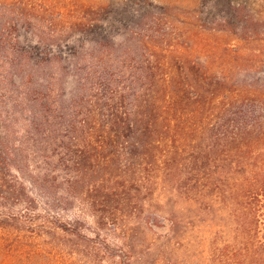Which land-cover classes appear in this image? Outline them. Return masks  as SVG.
I'll return each mask as SVG.
<instances>
[{
	"label": "rangeland",
	"instance_id": "374dc122",
	"mask_svg": "<svg viewBox=\"0 0 264 264\" xmlns=\"http://www.w3.org/2000/svg\"><path fill=\"white\" fill-rule=\"evenodd\" d=\"M123 1L0 0L1 153L8 162L5 182L12 187L4 188L7 198L0 208L16 216L32 214L26 230L36 228L19 227L10 235L1 230L0 264H218L212 257L215 246L234 240L236 204L226 186L230 177L240 178L238 173L213 174L227 189L225 200L211 188L197 194L194 180L184 194L186 168L156 171L153 157L141 154L151 145L127 154L123 139H103V128L88 122L69 131L66 121L81 110L79 103L105 93L95 92L96 84L108 87L97 74L111 77L119 85H111L113 89L131 86L137 64L130 62L134 55H126L134 46L128 29L149 10L164 13L174 30L181 31V48L169 50L261 87L264 35L246 39L217 23L234 6L264 21V0H150V5L128 0L127 9ZM83 5L111 9L104 27L95 26L91 33L72 29L74 22L84 20ZM133 11L139 18L131 17ZM99 32L109 38L111 48L93 41ZM195 141L189 136L183 143L191 147ZM80 149L91 156L86 169L72 162ZM133 177H142L133 198L137 212L117 223L97 224L85 189L122 181L134 187ZM66 222L79 234L60 230L57 225Z\"/></svg>",
	"mask_w": 264,
	"mask_h": 264
},
{
	"label": "trees",
	"instance_id": "16d2710c",
	"mask_svg": "<svg viewBox=\"0 0 264 264\" xmlns=\"http://www.w3.org/2000/svg\"><path fill=\"white\" fill-rule=\"evenodd\" d=\"M143 1L153 4L150 0ZM129 5L128 0L123 1L124 8ZM243 9L234 6L233 13L222 16L217 26L237 31L246 39L262 37L264 21L253 18ZM82 11L84 20L74 22L72 29L91 33L95 26L104 27L111 9L83 5ZM130 15L139 18L135 11ZM166 18L164 13L149 10V15L128 29L134 46L126 55H134L130 62L137 64L136 79L131 86L125 90L113 89L111 85H119L111 77L97 74V79L103 78L108 87L103 89L96 84L95 92L105 93L93 94L91 103L86 105L79 103L81 110L71 113L65 121L70 124L69 131L89 123L103 128L106 131L103 139L106 142L113 137L123 139L127 154L151 145L152 149H147L150 151L141 154L153 157L152 168L156 171L186 168L184 194L189 189L187 184L194 180L197 194L211 188L225 200L227 189L213 174L238 173L240 178L230 177L232 181L226 186L236 204L232 209L234 240L217 244L212 257L218 264H264V81L261 87L243 84L211 71L206 64L188 55L172 52L169 48L182 46L181 31H175ZM98 35L93 41L111 48L109 38L102 32ZM188 135L196 140L191 147L183 143ZM2 144L0 137V206L7 198L4 188H12L5 182L3 168L8 162L1 153ZM84 151L75 152L78 160H72L79 169H86L92 162ZM194 172L200 177L195 179L191 175ZM133 178L134 187L122 181L117 186L99 183L85 189L84 195L97 224L117 223L128 212H137L138 201L133 198L140 191L142 177ZM31 216H16L0 208V231L10 235L19 227L26 230ZM57 226L66 234H79L67 222ZM27 230L32 232L36 228Z\"/></svg>",
	"mask_w": 264,
	"mask_h": 264
}]
</instances>
